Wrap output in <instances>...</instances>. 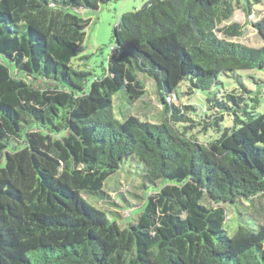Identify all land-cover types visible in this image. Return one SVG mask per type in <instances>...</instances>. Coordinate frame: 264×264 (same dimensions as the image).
<instances>
[{
    "label": "trees",
    "instance_id": "1",
    "mask_svg": "<svg viewBox=\"0 0 264 264\" xmlns=\"http://www.w3.org/2000/svg\"><path fill=\"white\" fill-rule=\"evenodd\" d=\"M105 1L0 0V264H264V216L224 230L241 202L264 212L254 207L264 199L260 92L215 98L232 126L205 143L168 101L182 85L210 101L220 76L263 71L264 45L229 41L244 33L222 25L231 0H147L119 18L97 76L71 61L92 22L85 14ZM251 27L264 44V19ZM145 78L160 91V117L118 120L113 97H144ZM219 118L204 129L220 132ZM133 167L145 198L122 228L98 204H114L104 183Z\"/></svg>",
    "mask_w": 264,
    "mask_h": 264
},
{
    "label": "rangeland",
    "instance_id": "2",
    "mask_svg": "<svg viewBox=\"0 0 264 264\" xmlns=\"http://www.w3.org/2000/svg\"><path fill=\"white\" fill-rule=\"evenodd\" d=\"M147 0H106L98 6L97 11L86 13L85 16L91 18L92 22L85 31V38L81 46L80 54L71 61V65L74 68L80 70L90 71L94 75H101L103 68H106L107 57L114 45L112 39L113 29L117 26L119 18L126 13L140 10ZM234 8L232 17L223 23L222 25H229L231 23H239L244 25V33L239 38L230 39L231 42H238L251 48H260L264 44L257 35L256 31L251 27L252 23L264 19V0H231ZM250 13L248 15L247 13ZM30 80H32L30 78ZM219 84L214 85L213 91L215 95L210 101H207L210 96H204L203 93H190L185 85H182L179 89V99L174 96L169 98V102L172 106L178 107L192 122L187 123L189 127L187 133L198 142H209L219 137L222 129L232 126V112H223L220 114V110L216 108L215 98L221 99L227 94H234L240 98L246 99L248 96H253L258 90L260 92V104L256 109V115L264 113V70H246L236 71L230 75L229 78L220 76L218 78ZM145 95L144 97L130 101L127 97L121 93L116 94L113 97V107L115 117L122 121L127 116H135L141 121L155 122L160 117L161 111V97L159 95L157 86L153 81L145 78ZM36 86H41L40 81L34 82ZM240 84L246 87V91H251L253 94L245 93L244 89L240 88ZM51 84H46L44 87H48ZM245 101V100H244ZM248 105L251 103L247 100ZM189 106L201 110L204 120L196 118L195 111H186L185 107ZM207 115L209 116L207 118ZM214 117L219 118V130L215 132L213 128L204 129L205 123H210V119ZM197 122V123H196ZM126 168L129 164L126 162L121 164ZM131 173L129 174L125 170H120L117 174L111 176L104 183V190L108 193L113 205L99 203L98 206L102 208L107 214L117 220L120 226L123 228L127 226L125 221L128 216L131 217V211L139 209L144 202L145 193L140 189L141 169L132 170L127 169ZM126 198L132 205L126 209L120 208L122 204L121 197ZM136 195V196H135ZM83 198L87 203L93 205V200L86 195ZM121 203V204H120ZM255 208L264 204V199L256 198L254 200ZM243 205V207L241 206ZM241 205L237 204L233 209H237L238 213L234 212L228 215L227 221L224 225V230L228 236H233L239 226L256 228L261 223V216H264V212L257 214H250L245 207V202H241ZM231 207V206H229ZM108 216V217H109ZM109 217V218H110ZM136 216H133L135 219ZM132 221V220H130Z\"/></svg>",
    "mask_w": 264,
    "mask_h": 264
}]
</instances>
